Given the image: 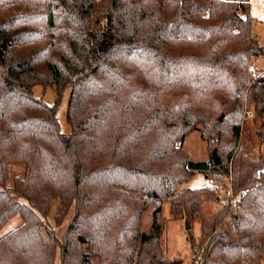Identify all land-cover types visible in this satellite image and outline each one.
<instances>
[{"label":"trees","instance_id":"obj_1","mask_svg":"<svg viewBox=\"0 0 264 264\" xmlns=\"http://www.w3.org/2000/svg\"><path fill=\"white\" fill-rule=\"evenodd\" d=\"M262 55L248 3L0 0V231L23 219L0 237V264H55L59 249L62 264H184L161 245L167 202L175 219L201 221L200 264H264V160L236 153L248 103L264 127V76L249 83ZM37 86L55 88V105ZM67 89L69 135L57 119ZM198 130L207 162L182 147ZM233 157L245 194L227 223L230 205L202 214L207 187L179 186L229 174ZM17 164L25 175L10 186ZM54 200L75 209L62 240L45 221Z\"/></svg>","mask_w":264,"mask_h":264},{"label":"rangeland","instance_id":"obj_2","mask_svg":"<svg viewBox=\"0 0 264 264\" xmlns=\"http://www.w3.org/2000/svg\"><path fill=\"white\" fill-rule=\"evenodd\" d=\"M245 16V14H243ZM94 21V19H93ZM257 58L253 59L251 66H257ZM264 60V59H263ZM264 64V62H263ZM249 68L250 76L249 83L252 84L254 80H258L260 77L255 78L256 73H260L255 67V71ZM264 76V75H262ZM34 95L38 98L43 99L49 105H55L56 103V94L55 88L53 86H37L34 89ZM71 89H67L57 106V119L60 125V131L63 134H71L72 127L68 120V107L70 101ZM251 113V117L248 118L247 114ZM199 129H202V125L198 126ZM259 133L264 137V127L261 126L260 121H255V114L253 111L252 103H248V108L245 111L244 117L241 121V135H240V145L237 149L239 157L245 156L252 161L259 159L264 160V142L259 137ZM183 150L189 158V161L192 162H207L211 158L212 149L209 147V143L202 138V133L200 130L193 131L188 134L182 144ZM239 164V163H238ZM237 162H234V157L229 163V170H232L233 181H235V169ZM26 168L23 164L13 165L10 168V180L9 185H12L13 178L23 177L25 175ZM212 178L218 180L219 183L223 185L224 188L230 186V175H220L215 174L211 175ZM235 185V182H234ZM207 187L212 197L211 199L205 200L202 203V214L205 216H213L217 211L221 210L225 205H230L231 211L226 220L227 223L232 219V215L236 213V208L238 204L233 205L228 200H224L222 196L216 193L208 184V177L205 174L197 172L194 177L179 186V192H183L189 189H197ZM240 187H236V193L239 194V197L244 196V191H239ZM242 200V199H241ZM59 202L54 200L52 202V207L49 215L46 217L45 221L47 222L50 229L54 230L56 237L59 240H62L69 226L72 222V219L75 215V209L72 208L65 216L60 213L58 210ZM171 203L167 202L163 207V221H164V233L161 239V245L164 250V255L168 259L181 258L184 264H200L204 254V247L206 242H203L200 238L201 235V221L189 222L191 229L190 235L186 231V221L175 219L170 211ZM153 222V209H148L142 218L141 222V231L145 234L149 233V230ZM23 224V219L20 215H15L11 220L2 228L0 231V237H5L18 227ZM191 237L196 238L195 243H189ZM198 254V255H197ZM89 260L94 264H99V258L89 256ZM55 264H62V256L60 249L56 255Z\"/></svg>","mask_w":264,"mask_h":264},{"label":"crops","instance_id":"obj_3","mask_svg":"<svg viewBox=\"0 0 264 264\" xmlns=\"http://www.w3.org/2000/svg\"><path fill=\"white\" fill-rule=\"evenodd\" d=\"M250 5V15L253 21V35L264 49V0H226ZM264 55L257 57L256 69L264 71Z\"/></svg>","mask_w":264,"mask_h":264},{"label":"built area","instance_id":"obj_4","mask_svg":"<svg viewBox=\"0 0 264 264\" xmlns=\"http://www.w3.org/2000/svg\"><path fill=\"white\" fill-rule=\"evenodd\" d=\"M251 70L255 71V67L251 66ZM254 75H255V78L260 77L264 75V71L260 73H256ZM251 115H252L251 113H248L247 117L250 118ZM229 175H230V183H229L230 186L228 187V189L224 188L223 185L218 182V180L212 177L208 178V184L216 193L220 194L224 200H228L231 204L236 205L241 201L242 198H240L241 196L239 197V194L236 193L235 185L233 181L234 179L232 176V170H230ZM247 192L248 191H246V193Z\"/></svg>","mask_w":264,"mask_h":264},{"label":"water","instance_id":"obj_5","mask_svg":"<svg viewBox=\"0 0 264 264\" xmlns=\"http://www.w3.org/2000/svg\"><path fill=\"white\" fill-rule=\"evenodd\" d=\"M213 160H214V163H215L216 166L220 165L221 162L219 160V157H218L216 151L213 152ZM190 229H191V226H190L189 222L186 221V231H190Z\"/></svg>","mask_w":264,"mask_h":264}]
</instances>
